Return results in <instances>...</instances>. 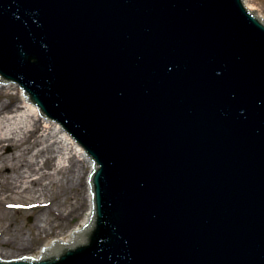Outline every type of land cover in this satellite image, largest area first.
<instances>
[{
  "label": "water",
  "instance_id": "1",
  "mask_svg": "<svg viewBox=\"0 0 264 264\" xmlns=\"http://www.w3.org/2000/svg\"><path fill=\"white\" fill-rule=\"evenodd\" d=\"M0 85L94 169L72 243L0 264H264V20L244 0H0Z\"/></svg>",
  "mask_w": 264,
  "mask_h": 264
},
{
  "label": "bare ground",
  "instance_id": "2",
  "mask_svg": "<svg viewBox=\"0 0 264 264\" xmlns=\"http://www.w3.org/2000/svg\"><path fill=\"white\" fill-rule=\"evenodd\" d=\"M0 88L6 89L2 92L3 94L0 92V98L12 95L8 101L0 100V208L4 211V220L11 226L9 219L11 213L38 210L36 229L39 233L46 232L48 227L52 226L51 215L55 213L53 208L47 207L46 203L39 202L36 190L43 186L48 188V185L43 183L46 180L51 187H62L65 182L69 183V174L73 168L80 165L84 169L90 167L87 183V210L84 219L69 232L68 238L61 241V243H72L71 236L74 232L83 230L93 217L92 200L94 198L90 188L91 175L94 172L92 161L88 159L82 148H78L73 139L63 133L62 125H56L55 122L48 123L47 119L40 118V111L26 102L19 85H7L6 88L0 85ZM19 97L21 106L18 104ZM6 145H12L14 149L8 156L2 152ZM32 146L42 148L33 154L36 161H27L25 158L33 152ZM56 176H61L62 181L53 182ZM5 230L9 232V229ZM23 237L22 235L21 238L25 242L26 239ZM3 242H5L4 239ZM0 243H2V234ZM7 243H12V240L9 239ZM51 244L52 242L45 247ZM42 251L33 258L39 259Z\"/></svg>",
  "mask_w": 264,
  "mask_h": 264
},
{
  "label": "rangeland",
  "instance_id": "3",
  "mask_svg": "<svg viewBox=\"0 0 264 264\" xmlns=\"http://www.w3.org/2000/svg\"><path fill=\"white\" fill-rule=\"evenodd\" d=\"M245 3L251 11L257 12L264 19V0H245ZM4 90L6 89L0 88L1 93L5 92ZM9 98H12V95L3 96L0 100L8 101ZM19 99L21 98H18V104L21 106ZM32 148H34L33 152L25 158L27 161H36L33 154L42 147L32 146ZM13 150L12 145H6L2 152L8 156L13 153ZM90 171V167L84 169L82 165L77 166L70 171L69 183L65 182L64 186H54V188L49 186V181L46 180L43 183L48 185V188L43 186L36 190L39 202L46 203L47 207L53 208L56 214L51 215L52 226L48 227L46 232L39 233L36 229L38 210L11 213L9 219L12 224L9 226L4 220V211L0 208V235L2 234L0 254L3 253L0 256L1 260L12 261L25 256L33 258L54 240L61 243L62 240L68 238L69 232L83 221L87 210V183ZM60 180L62 181V177L56 176L52 181L59 182ZM5 229H9V232H6ZM22 235L26 239L25 242L21 238ZM9 239L12 240V243H7Z\"/></svg>",
  "mask_w": 264,
  "mask_h": 264
}]
</instances>
